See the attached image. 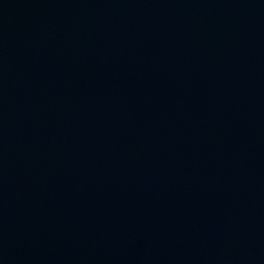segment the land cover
<instances>
[{"label":"water","instance_id":"1","mask_svg":"<svg viewBox=\"0 0 264 264\" xmlns=\"http://www.w3.org/2000/svg\"><path fill=\"white\" fill-rule=\"evenodd\" d=\"M0 264H264V0H0Z\"/></svg>","mask_w":264,"mask_h":264}]
</instances>
